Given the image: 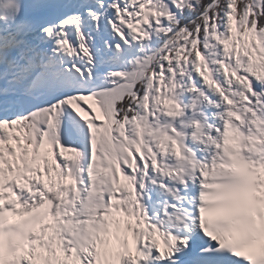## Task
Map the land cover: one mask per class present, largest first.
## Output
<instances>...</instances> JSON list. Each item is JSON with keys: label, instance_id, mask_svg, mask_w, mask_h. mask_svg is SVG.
<instances>
[{"label": "snow or ice", "instance_id": "snow-or-ice-1", "mask_svg": "<svg viewBox=\"0 0 264 264\" xmlns=\"http://www.w3.org/2000/svg\"><path fill=\"white\" fill-rule=\"evenodd\" d=\"M0 264H264V0H0Z\"/></svg>", "mask_w": 264, "mask_h": 264}]
</instances>
